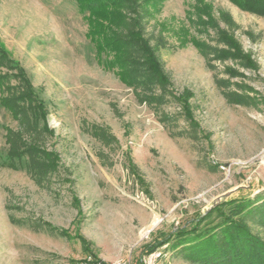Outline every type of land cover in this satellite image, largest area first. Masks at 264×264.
I'll return each instance as SVG.
<instances>
[{"label":"rangeland","instance_id":"rangeland-1","mask_svg":"<svg viewBox=\"0 0 264 264\" xmlns=\"http://www.w3.org/2000/svg\"><path fill=\"white\" fill-rule=\"evenodd\" d=\"M131 1L168 77L160 103L99 65L75 0H0V46L20 68L0 73L11 88L25 74L48 129L28 131L0 90V264H208L186 248L195 226L217 233L232 214L214 209L248 201L241 213L264 216V16L230 0ZM7 130L51 169L5 167Z\"/></svg>","mask_w":264,"mask_h":264},{"label":"trees","instance_id":"trees-1","mask_svg":"<svg viewBox=\"0 0 264 264\" xmlns=\"http://www.w3.org/2000/svg\"><path fill=\"white\" fill-rule=\"evenodd\" d=\"M122 1L75 0L89 24L88 38L95 46L99 65L113 71L127 87L135 91L141 89L144 92V95L139 97V99L143 97L141 101L160 103L164 100L165 92L169 87L168 77L151 46L150 39L144 36L140 23L142 18L139 13L134 12V3L126 0L128 5L125 7L127 14L130 16L134 14V17L114 11L113 8L122 5L120 4ZM230 1L244 11L264 16V0ZM123 26L126 27L123 29ZM221 38L224 43L232 45L233 50L239 52L232 39H228L224 34H221ZM223 54L234 56L231 52H223ZM0 65L8 66V70H20L18 64L10 58L2 46H0ZM16 76L20 80L19 87L11 88L9 75L0 73V90L7 94L2 100V105L28 131L37 132L41 122L44 124L41 130L48 131L47 113L42 101L24 73L19 72ZM157 88L161 91V95L154 94ZM7 136L10 145L3 163L5 167L17 169L19 165L26 164L32 175L41 174L40 176L51 169L45 163L46 160H54L48 153L26 143L21 135L11 130H7ZM247 203L248 201L231 200L214 209L223 212V206H232L230 210L232 214L227 217V222L217 233L211 234L209 231L208 235L207 233L203 235L196 226L192 229L196 238H202L186 248L195 254L196 260L208 264H264V239L253 235L247 223V220L252 218L264 225V216L261 212H258L262 214L259 216L249 212L241 213L248 208L249 203ZM240 214L241 217L238 218ZM206 218L208 217H202L197 222L202 224ZM188 232H182L180 237L189 235ZM156 247L159 245L149 251H154ZM175 248L174 246L173 249Z\"/></svg>","mask_w":264,"mask_h":264},{"label":"built area","instance_id":"built-area-1","mask_svg":"<svg viewBox=\"0 0 264 264\" xmlns=\"http://www.w3.org/2000/svg\"><path fill=\"white\" fill-rule=\"evenodd\" d=\"M77 264H106V263H103L101 261H97L93 257L90 256V257H87V258L79 260ZM110 264H127V263H124V262H113V263H110Z\"/></svg>","mask_w":264,"mask_h":264},{"label":"bare ground","instance_id":"bare-ground-1","mask_svg":"<svg viewBox=\"0 0 264 264\" xmlns=\"http://www.w3.org/2000/svg\"><path fill=\"white\" fill-rule=\"evenodd\" d=\"M159 221L158 220H155V222L153 223L152 227L146 229L143 233V237H146L148 235V233L151 231V229L156 226V224L158 223Z\"/></svg>","mask_w":264,"mask_h":264}]
</instances>
